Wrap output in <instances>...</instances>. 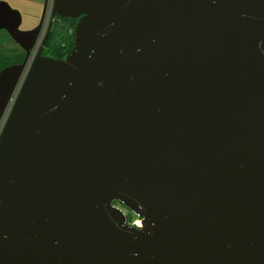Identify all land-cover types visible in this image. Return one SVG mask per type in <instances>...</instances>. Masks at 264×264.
<instances>
[{
    "label": "water",
    "instance_id": "water-1",
    "mask_svg": "<svg viewBox=\"0 0 264 264\" xmlns=\"http://www.w3.org/2000/svg\"><path fill=\"white\" fill-rule=\"evenodd\" d=\"M48 1L29 32L0 2L26 58ZM51 4L75 40L40 48L0 136V264H264V0Z\"/></svg>",
    "mask_w": 264,
    "mask_h": 264
},
{
    "label": "rangeland",
    "instance_id": "rangeland-1",
    "mask_svg": "<svg viewBox=\"0 0 264 264\" xmlns=\"http://www.w3.org/2000/svg\"><path fill=\"white\" fill-rule=\"evenodd\" d=\"M0 2H5L12 10L20 14V31L26 32L27 29L35 28L39 23L44 0H0ZM51 5V0H49L47 5L48 13L51 12ZM19 55L18 47L11 37L6 32L0 31V72L13 66Z\"/></svg>",
    "mask_w": 264,
    "mask_h": 264
},
{
    "label": "trees",
    "instance_id": "trees-1",
    "mask_svg": "<svg viewBox=\"0 0 264 264\" xmlns=\"http://www.w3.org/2000/svg\"><path fill=\"white\" fill-rule=\"evenodd\" d=\"M76 24L77 20L55 16L51 22L41 57L52 61L63 60L73 48ZM112 206L120 208L128 216V223L132 224L138 221L127 208L120 206L115 201L112 202Z\"/></svg>",
    "mask_w": 264,
    "mask_h": 264
},
{
    "label": "flooded vegetation",
    "instance_id": "flooded-vegetation-1",
    "mask_svg": "<svg viewBox=\"0 0 264 264\" xmlns=\"http://www.w3.org/2000/svg\"><path fill=\"white\" fill-rule=\"evenodd\" d=\"M55 18V17H54ZM40 22V21H39ZM51 22H52V17H51V13H48L47 12V8H46V12H45V15H44V18H43V22H42V25H41V30H40V33H39V36H38V38H37V40H36V42H35V44H34V47H33V49H32V52H31V54L26 58V53H25V51L23 50V48L19 45V44H17V43H15L14 41V43L17 45V47H18V50H19V56H18V59L17 60H15V63L13 64V65H21V64H23L24 63V61H25V68L27 69L29 66H30V64L33 62V60L35 59V57H36V55H37V53L39 52V50H40V48H42V50H43V48H44V45H45V42H44V40H45V38L47 39V37H48V33H49V28L51 27ZM39 24V23H38ZM38 24H37V26H38ZM36 26V27H37ZM35 27V28H36ZM35 28H33V29H27L26 30V32H29V31H32V30H34ZM4 31V30H3ZM5 32V31H4ZM47 36V37H46ZM44 43V44H43ZM43 45V47H41ZM24 46L26 47V48H28L30 45H28V43L27 42H25L24 43ZM35 46H37V48H36V50H35V52H34V57L32 56V53H33V50H34V48H35ZM42 50H41V53H42ZM41 55V54H40ZM13 56H14V54H13Z\"/></svg>",
    "mask_w": 264,
    "mask_h": 264
},
{
    "label": "built area",
    "instance_id": "built-area-1",
    "mask_svg": "<svg viewBox=\"0 0 264 264\" xmlns=\"http://www.w3.org/2000/svg\"><path fill=\"white\" fill-rule=\"evenodd\" d=\"M51 7H52V5H51ZM36 48H37V46H35V48L33 50V53H32L33 57H34V52H35ZM31 64H30V66H31ZM30 66L27 69L25 68V70H24V72H23V74H22V76L20 78V81H19L18 85L15 88L14 92L12 93L11 98H10V100H9V102H8V104H7V106H6L5 110H4L1 118H0V136H1L2 131H3L4 127H5V125H6V122L8 120L9 115H10V112L12 110V107H13V104L15 102V99H16V97L18 95L21 83L23 82V80H24V78H25ZM137 223L138 222H136V221L133 223L134 227L140 228V226Z\"/></svg>",
    "mask_w": 264,
    "mask_h": 264
},
{
    "label": "bare ground",
    "instance_id": "bare-ground-1",
    "mask_svg": "<svg viewBox=\"0 0 264 264\" xmlns=\"http://www.w3.org/2000/svg\"><path fill=\"white\" fill-rule=\"evenodd\" d=\"M137 222H138L137 224H138L139 226H141V223H140L139 221H137Z\"/></svg>",
    "mask_w": 264,
    "mask_h": 264
}]
</instances>
